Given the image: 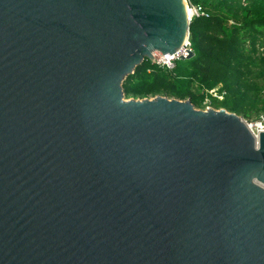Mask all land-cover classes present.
Returning a JSON list of instances; mask_svg holds the SVG:
<instances>
[{"label": "water", "instance_id": "95a60500", "mask_svg": "<svg viewBox=\"0 0 264 264\" xmlns=\"http://www.w3.org/2000/svg\"><path fill=\"white\" fill-rule=\"evenodd\" d=\"M189 24L186 0H0V264H264V132L123 93Z\"/></svg>", "mask_w": 264, "mask_h": 264}, {"label": "trees", "instance_id": "16d2710c", "mask_svg": "<svg viewBox=\"0 0 264 264\" xmlns=\"http://www.w3.org/2000/svg\"><path fill=\"white\" fill-rule=\"evenodd\" d=\"M204 15L194 16L189 38L194 55L166 69L144 59L122 83L126 98L157 94L189 98L203 108L204 89L218 86L215 108L249 118L264 111L257 79L264 76V0H190Z\"/></svg>", "mask_w": 264, "mask_h": 264}, {"label": "built area", "instance_id": "2783aa9c", "mask_svg": "<svg viewBox=\"0 0 264 264\" xmlns=\"http://www.w3.org/2000/svg\"><path fill=\"white\" fill-rule=\"evenodd\" d=\"M186 8L187 13L189 16V19L191 20L194 16L198 15H204L205 12L202 10V8L199 5H195L190 2V0H186ZM193 51L191 47V42L189 38V33L184 40L182 46L177 49L173 53H154V59L152 63L157 64L160 67L166 68V69H172L175 65V61L178 59L186 58L189 53ZM218 86L211 88V89H204L205 98L203 100L204 107L202 109L212 107L215 108L210 98L215 97L220 99L223 95L222 92H219ZM241 120L246 125L247 129L250 131V133L254 136L255 140L257 141L258 135L260 132H264V111H261L257 113L255 116H252L251 118H246L240 115Z\"/></svg>", "mask_w": 264, "mask_h": 264}, {"label": "rangeland", "instance_id": "374dc122", "mask_svg": "<svg viewBox=\"0 0 264 264\" xmlns=\"http://www.w3.org/2000/svg\"><path fill=\"white\" fill-rule=\"evenodd\" d=\"M257 82H258L259 86L261 87L260 94L262 97H264V76L259 77L257 79ZM252 116H255V114H252ZM249 118H251V117H249Z\"/></svg>", "mask_w": 264, "mask_h": 264}]
</instances>
